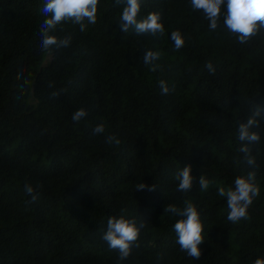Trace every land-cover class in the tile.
Listing matches in <instances>:
<instances>
[{
	"label": "trees",
	"instance_id": "1",
	"mask_svg": "<svg viewBox=\"0 0 264 264\" xmlns=\"http://www.w3.org/2000/svg\"><path fill=\"white\" fill-rule=\"evenodd\" d=\"M46 0H0V264H253L264 258V113L252 131L255 166L239 151L238 126L264 105V29L240 43L208 26L191 0H140L137 19L159 13L158 36L120 30L125 3L98 0L95 24L62 22L68 47H41ZM179 31L184 46L170 39ZM146 50L159 51L156 71ZM211 63L214 72L206 65ZM172 92L161 94L159 81ZM56 93L57 95H53ZM85 109L79 122L72 115ZM105 131L93 134L99 123ZM115 135L120 144L107 143ZM191 165L193 189L177 191ZM255 172L247 219L228 221L220 188ZM210 183L207 190L199 177ZM141 183L153 191L137 189ZM30 184L35 202L24 191ZM185 201L203 224L201 256L176 243ZM135 219L130 255L102 239L109 217ZM142 225V226H141Z\"/></svg>",
	"mask_w": 264,
	"mask_h": 264
},
{
	"label": "clouds",
	"instance_id": "2",
	"mask_svg": "<svg viewBox=\"0 0 264 264\" xmlns=\"http://www.w3.org/2000/svg\"><path fill=\"white\" fill-rule=\"evenodd\" d=\"M122 0H115L119 4ZM125 7L120 15V30L129 32L134 30L137 34H149L158 36L163 34L164 27L160 22L159 13H149L146 18L138 20L140 11V0H123ZM98 0H46L42 9L47 17L40 26L41 47L45 50L53 47L59 49L68 47L71 37L57 38L50 35L62 22L71 21L79 25L81 32L86 30L85 21L88 24H95L97 19ZM193 10L202 11L204 18L209 22L208 26L215 31L223 17V25L234 34L240 43L247 42L251 37L257 35L261 29H264V0H191ZM170 39L174 42L176 50L184 46V39L179 31H173ZM160 59L159 51L146 50L143 56L145 65L151 66V71H156V61ZM209 72H214L213 65H206ZM159 87L162 95H167L175 88L161 80ZM53 95H57L53 93ZM255 107L246 121L238 126V138L241 141L239 151L244 154L245 162L249 166H255V158L251 155L250 144L258 143L260 136L252 131L253 127H258V118L264 113V105L254 103ZM87 111L83 108L77 110L72 115V120L79 122L87 116ZM105 131L104 124L101 122L93 129V134H101ZM107 143L119 145L121 142L115 135L107 137ZM255 172H249L247 176H238L234 181L233 188H220L218 194L227 198L228 214L227 219L232 223H238L242 219H247V209L253 203V198L257 197L260 189L255 183ZM178 180L177 191L187 193L193 189V176L191 175V165H185L176 174ZM209 181L200 176L198 185L202 190H207ZM153 191L154 186H146L141 183L137 189ZM24 191L31 197L30 202H35L38 193L30 184L24 185ZM164 212H169L176 217H180L174 225L176 233V243L180 250L185 252L192 259H199L201 256L200 245L204 241L203 224L197 206L191 201H185L184 207L180 208L170 204L164 208ZM142 226V225H141ZM139 235V228L135 219L119 217H109L107 220V230L102 239L105 240L109 248L118 250L119 260L126 259L130 253L134 242ZM253 264H264V258H256Z\"/></svg>",
	"mask_w": 264,
	"mask_h": 264
}]
</instances>
